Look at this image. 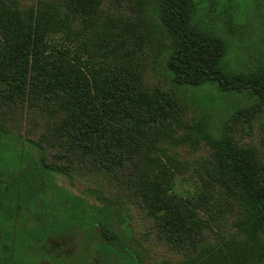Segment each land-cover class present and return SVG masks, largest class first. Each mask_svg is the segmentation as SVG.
<instances>
[{
  "label": "trees",
  "instance_id": "16d2710c",
  "mask_svg": "<svg viewBox=\"0 0 264 264\" xmlns=\"http://www.w3.org/2000/svg\"><path fill=\"white\" fill-rule=\"evenodd\" d=\"M200 1L0 0L1 224L40 219V194L55 202L47 191L57 189V218L43 234L77 240L85 264H144L114 229L115 209L127 205L146 239L181 264H264V123L258 147L231 135L264 112V69L223 65L225 41L194 24ZM136 36L160 64L154 91L124 64ZM212 91L251 101L232 106ZM194 103L232 109L214 125ZM184 142L208 149L203 183L217 198L172 193L184 168L168 149ZM55 176L90 185L84 193L102 207L68 200Z\"/></svg>",
  "mask_w": 264,
  "mask_h": 264
},
{
  "label": "rangeland",
  "instance_id": "374dc122",
  "mask_svg": "<svg viewBox=\"0 0 264 264\" xmlns=\"http://www.w3.org/2000/svg\"><path fill=\"white\" fill-rule=\"evenodd\" d=\"M134 16V14L131 15L133 18ZM195 19L194 24L198 28L211 32L225 41L227 52L223 65L227 69L237 73L247 70L251 72L257 68L264 69V0H202L195 13ZM136 41L139 44H135V53L124 64L138 73L147 88L154 91L156 86L163 83L158 74L160 64L154 62V57L149 53L146 44L142 43L137 36ZM210 98L226 101L232 106L251 101L246 94L221 98L214 95L213 91ZM198 104H191L194 112L204 119H209L214 125L220 124L221 119L232 109L221 110L215 107V109L206 110L200 109ZM263 123L264 112L251 120L249 125L242 124L239 120L232 125L231 135L240 146L258 147L261 142L259 126ZM173 139L178 140L179 136L176 135L172 137ZM172 140L171 142L167 140L165 145L170 147ZM168 153L174 156L173 158H176L184 168L181 174L175 176L172 193L186 199L207 190L217 198L219 188L213 190L203 183L206 178L203 161L208 157L209 151L202 143L198 145L184 142L175 147L174 151L168 149ZM9 162L10 160L6 164L7 169L11 166ZM52 183L68 193V200H71V196L74 195L98 208L102 207L94 195L84 193V190L91 186L82 180L76 179L70 183L64 177L55 176ZM47 192L54 197L55 202H43L40 194L41 204L35 208L36 211L33 209L40 219H34L31 215L27 218L22 214L19 218L12 219V223L3 225L0 221V264H85L82 253L78 249L77 240H74L75 244L72 245L69 239H59L57 234L52 233L47 236L43 234V223L48 221L54 223V218H57L55 213L58 207L57 201L60 199L57 189ZM219 200L223 202L224 198L219 197ZM113 214L114 229L122 232L133 242L132 244L129 241L140 254L144 264L182 263L183 258L179 254H167L163 248L153 245L146 239L145 222L135 207L117 206ZM231 215L234 216L236 213ZM62 250H70L71 253L70 255L63 253L61 256Z\"/></svg>",
  "mask_w": 264,
  "mask_h": 264
}]
</instances>
